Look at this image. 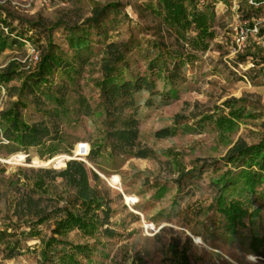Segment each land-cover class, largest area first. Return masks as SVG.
<instances>
[{
    "label": "rangeland",
    "instance_id": "rangeland-1",
    "mask_svg": "<svg viewBox=\"0 0 264 264\" xmlns=\"http://www.w3.org/2000/svg\"><path fill=\"white\" fill-rule=\"evenodd\" d=\"M156 2L0 0L9 43L0 52L7 79L0 83V264H63L75 247L85 248L76 264H175L173 251L190 264H264L248 248L251 233H264V207L235 235L214 212L215 182L232 170L226 158L264 137V5L187 4V13L209 15L211 37L200 46L192 26L180 34L166 28L151 11ZM111 5L115 12L88 29ZM84 35L85 50L69 47L70 37ZM167 52L182 59L173 84ZM46 56L61 64L35 94L22 93ZM110 68L118 83L144 77L154 88L110 104L101 89ZM14 111L48 140L27 151L6 141L3 116ZM130 122L136 135L128 146L115 133ZM66 215L94 216L96 227L61 233Z\"/></svg>",
    "mask_w": 264,
    "mask_h": 264
},
{
    "label": "trees",
    "instance_id": "trees-1",
    "mask_svg": "<svg viewBox=\"0 0 264 264\" xmlns=\"http://www.w3.org/2000/svg\"><path fill=\"white\" fill-rule=\"evenodd\" d=\"M158 10H151L161 18L163 25L172 30L175 34L187 30L190 26L196 33V45H205L206 39L211 37L207 33V22L209 15L202 13H187V4L193 5L200 0H156ZM264 5V0H251L249 9L252 11L253 7H257L255 11L261 9ZM116 7L111 5L101 9L94 17L87 21V27L98 28L101 19L106 17L109 13L115 12ZM13 43V42H12ZM69 47L77 48L78 50H85L88 45L87 36L70 37L68 40ZM9 46L7 38L2 35L0 30V52ZM205 47V46H204ZM162 50L160 53L164 55ZM173 64V69L166 76L168 82L173 84L177 79L178 64L182 59L179 56L172 55L167 52L165 54ZM121 59V56L118 57ZM178 59V60H176ZM61 62L54 56H46L41 65L29 75L27 80L22 84V93L30 95L35 94L39 86L47 82L46 76L52 70L58 67ZM154 62H150L149 67ZM107 78L101 85L102 93L110 104H114L119 99H125L123 105L130 102L127 100L131 93L145 89L152 91L154 86L153 82H148L144 77H137L134 81H127L118 83L113 78V71L111 68L107 69ZM151 74L157 77L160 70L157 68L151 70ZM7 79L0 77V83L6 82ZM228 121H220L218 125L227 126ZM4 125V138L9 143H13L18 149L27 151L29 148L41 145L42 140H48V133L45 129L38 127H28L20 122L19 113L7 112L3 116ZM1 124V125H2ZM133 122L127 124V129L117 131L115 136L122 141L125 145L130 146L133 138L135 137V130L132 127ZM49 156L55 153L54 149L48 151ZM227 166L232 167V170H227L215 182V187L219 189L218 197L215 199V214L220 218L223 223L224 232L230 235H235L239 229L245 228L244 221L248 219L249 224L252 220L258 217L264 207V137L260 144L250 148L235 150L225 160ZM75 169V168H74ZM237 172H233L236 171ZM75 175L81 180H84V172L80 169L73 170ZM258 203L254 208V205ZM87 206V205H85ZM99 206H96L98 209ZM90 211V210H89ZM97 224L96 217L84 218L73 215H66V217L57 224V231L63 233L71 230H78L83 233H91ZM3 233L0 232V240ZM250 252L259 259L264 260V233L262 236L251 233L248 244ZM85 248L75 247L72 254L64 255L61 259L63 264H76L75 255L84 254ZM175 258V264H190L185 252L173 251L171 253Z\"/></svg>",
    "mask_w": 264,
    "mask_h": 264
},
{
    "label": "built area",
    "instance_id": "built-area-1",
    "mask_svg": "<svg viewBox=\"0 0 264 264\" xmlns=\"http://www.w3.org/2000/svg\"><path fill=\"white\" fill-rule=\"evenodd\" d=\"M77 148H78V152H79L78 156H83V154L86 153V145L85 144H79Z\"/></svg>",
    "mask_w": 264,
    "mask_h": 264
}]
</instances>
